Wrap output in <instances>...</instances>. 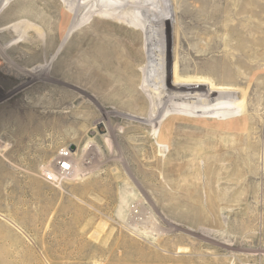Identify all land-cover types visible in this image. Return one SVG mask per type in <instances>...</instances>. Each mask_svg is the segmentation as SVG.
Instances as JSON below:
<instances>
[{"label": "rangeland", "instance_id": "374dc122", "mask_svg": "<svg viewBox=\"0 0 264 264\" xmlns=\"http://www.w3.org/2000/svg\"><path fill=\"white\" fill-rule=\"evenodd\" d=\"M218 1L216 22L189 26L199 47L244 44L235 28L246 31L242 40H264V0ZM164 8L168 18L173 6ZM36 61H0V264H264V177L204 173V159L180 158L176 142L160 153L140 148L144 134L123 133L136 121L113 114L119 97L95 98L65 83L68 67ZM61 149L71 152L72 173L49 184Z\"/></svg>", "mask_w": 264, "mask_h": 264}, {"label": "bare ground", "instance_id": "6f19581e", "mask_svg": "<svg viewBox=\"0 0 264 264\" xmlns=\"http://www.w3.org/2000/svg\"><path fill=\"white\" fill-rule=\"evenodd\" d=\"M164 6H173L168 18ZM220 15L218 0H0V61H50L68 67L61 73L72 87L95 98L112 92L121 99L113 114L126 112L136 121L123 133L145 135L137 140L140 148L152 143L160 153L176 142L180 158L204 159V173L264 177V154L257 155L264 152V54L258 53L264 40H242L246 31L235 28L231 37L244 44L211 41L199 47L200 33H189V26L216 22ZM176 16L190 22L177 26L171 20ZM79 77L92 79L88 90L80 88ZM208 122L219 129L183 131Z\"/></svg>", "mask_w": 264, "mask_h": 264}, {"label": "built area", "instance_id": "2783aa9c", "mask_svg": "<svg viewBox=\"0 0 264 264\" xmlns=\"http://www.w3.org/2000/svg\"><path fill=\"white\" fill-rule=\"evenodd\" d=\"M72 170L71 152L68 149H61L56 156L54 169L44 175V181L49 184H57L68 177Z\"/></svg>", "mask_w": 264, "mask_h": 264}]
</instances>
